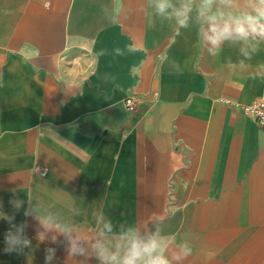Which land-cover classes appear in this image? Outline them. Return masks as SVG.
<instances>
[{
  "label": "crops",
  "instance_id": "crops-1",
  "mask_svg": "<svg viewBox=\"0 0 264 264\" xmlns=\"http://www.w3.org/2000/svg\"><path fill=\"white\" fill-rule=\"evenodd\" d=\"M173 27L147 0H0V210L14 214L0 219V264H44L46 248L51 264L83 259L67 257L68 236L24 215L27 196L73 239L86 236L77 244L88 252L110 220L109 242L133 223L187 241L183 264L233 262L246 239L255 251L240 264H264V130L241 108L264 91L251 78L264 50L245 60L226 42L211 57L195 23ZM165 50L179 73L161 64ZM24 221L31 255L5 254L7 230L19 236Z\"/></svg>",
  "mask_w": 264,
  "mask_h": 264
},
{
  "label": "clouds",
  "instance_id": "clouds-1",
  "mask_svg": "<svg viewBox=\"0 0 264 264\" xmlns=\"http://www.w3.org/2000/svg\"><path fill=\"white\" fill-rule=\"evenodd\" d=\"M150 8H154V15L157 18L174 21L173 30L179 35L182 29L189 27L190 21L196 25L197 42L203 50L211 57L220 54L222 46L227 42L241 45L240 51L245 60H251L252 56L264 50V0H147ZM131 50V49H130ZM105 52L101 51L100 55ZM115 54L122 55L121 49H115ZM161 64H169L170 68L179 73L180 64L170 59L167 51L161 53ZM244 64V61H240ZM231 67V62H228ZM259 69H264V63L257 65ZM251 78L264 80V71L251 74ZM44 173H41L43 175ZM8 191L14 199L9 200L15 211H19L20 204L24 203L19 199L17 188H10ZM29 209L25 210L27 217L35 213L41 225L46 229L55 228L60 233L68 236L71 245L65 249L67 257L75 259L78 264H88V261L95 258L98 264H183L192 254V247L187 241L177 243L175 236L164 238L160 234L159 228L147 236L144 235L135 223L127 229H121L115 233V241L109 242L104 237L106 233H113V226L110 220L104 223V227L95 237V242L90 244L91 252L77 244V239L85 240L87 237L81 235L76 239L70 236L72 226L62 224L53 220L51 215H46L41 211L42 202L33 204L32 198L27 196ZM0 209H3V200L0 198ZM85 214L82 209H75V215ZM97 222L104 219L103 212L95 214ZM0 219H14L0 210ZM12 225L5 234V254L31 255V251L25 252V248L31 249V240L24 234L23 229L27 227V222H22L20 235H11ZM36 239L39 243H44L45 235L37 229ZM52 242L56 243V237H52ZM177 244L179 251H174L171 256L168 254L169 246ZM44 264H51L55 258L56 249L46 248Z\"/></svg>",
  "mask_w": 264,
  "mask_h": 264
},
{
  "label": "built area",
  "instance_id": "built-area-1",
  "mask_svg": "<svg viewBox=\"0 0 264 264\" xmlns=\"http://www.w3.org/2000/svg\"><path fill=\"white\" fill-rule=\"evenodd\" d=\"M123 104L128 111L134 110L137 104L136 94L129 91L123 99ZM241 108L243 113L253 119L264 130V91L252 102L241 105Z\"/></svg>",
  "mask_w": 264,
  "mask_h": 264
},
{
  "label": "rangeland",
  "instance_id": "rangeland-1",
  "mask_svg": "<svg viewBox=\"0 0 264 264\" xmlns=\"http://www.w3.org/2000/svg\"><path fill=\"white\" fill-rule=\"evenodd\" d=\"M259 235H261V232ZM254 243H255V240H252V239L244 240L241 254L239 255L240 251H237V255L233 257V259L235 258V260L231 262V259H228V263L227 262L226 263L227 264H240L243 260L247 258L249 253L253 255V251H255Z\"/></svg>",
  "mask_w": 264,
  "mask_h": 264
}]
</instances>
